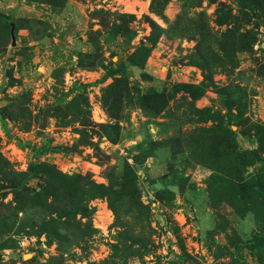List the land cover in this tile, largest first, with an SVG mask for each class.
<instances>
[{"label":"rangeland","instance_id":"obj_1","mask_svg":"<svg viewBox=\"0 0 264 264\" xmlns=\"http://www.w3.org/2000/svg\"><path fill=\"white\" fill-rule=\"evenodd\" d=\"M0 264H264V0H0Z\"/></svg>","mask_w":264,"mask_h":264},{"label":"water","instance_id":"obj_2","mask_svg":"<svg viewBox=\"0 0 264 264\" xmlns=\"http://www.w3.org/2000/svg\"><path fill=\"white\" fill-rule=\"evenodd\" d=\"M11 38H12V45H14V41H13V33H12V31H11ZM44 122H45V118L43 119V125L45 124ZM43 125H42V126H43Z\"/></svg>","mask_w":264,"mask_h":264}]
</instances>
